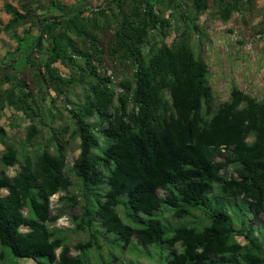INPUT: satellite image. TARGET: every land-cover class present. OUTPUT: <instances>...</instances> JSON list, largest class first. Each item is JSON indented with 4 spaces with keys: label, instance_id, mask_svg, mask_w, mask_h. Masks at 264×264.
I'll list each match as a JSON object with an SVG mask.
<instances>
[{
    "label": "trees",
    "instance_id": "trees-1",
    "mask_svg": "<svg viewBox=\"0 0 264 264\" xmlns=\"http://www.w3.org/2000/svg\"><path fill=\"white\" fill-rule=\"evenodd\" d=\"M156 2L135 0L128 13L123 0L108 2L119 10L112 17L115 27L109 56L128 62L133 69L132 79L121 80L119 93L100 71L95 41L80 23L84 9L72 15L62 10L61 19L44 20L34 41L25 47V63L35 70L36 79L50 81L59 93L65 91L57 85L71 84L74 78L60 76L57 63L75 67L79 82L84 76L93 82L88 83L82 104L69 110L73 129L67 140L62 139L68 133L65 126L50 130L43 141L42 121L33 122L34 101L24 82L14 85L20 90L16 95L8 91L7 103L32 123L19 148L0 126V261L10 255L11 264L15 259L35 264H92L89 253L94 249L98 264L115 262L112 254L109 259L102 257L100 236L121 250L131 245L133 237L144 248L164 244L169 264H264V240L254 234L255 225L260 226L264 218V100L232 87L229 99L214 108L207 64L195 56L186 31L171 44L163 41L170 24L157 14ZM222 2L218 0V16L226 22L242 1ZM168 3L172 12L181 9L177 0ZM51 6L61 10L54 0ZM207 8V0H193L194 19ZM6 10L12 16L7 30L28 21L29 9L20 13L7 5ZM97 14L103 17L105 10L99 8ZM62 23V30L52 34ZM155 29L162 41L145 57L143 44ZM259 32L264 33V27ZM69 34L87 38L88 49H80ZM44 37L51 41L47 59L36 68L30 54L33 49L40 51ZM22 41L18 39V44ZM75 57L83 62L82 70ZM14 64L15 57L0 62V68L13 69ZM3 78L10 80L5 74ZM73 140H79V153L71 170L80 192L69 195L73 181L66 173V153ZM17 164L14 175H6ZM215 187L222 202L213 204ZM61 192L60 201L80 208L71 220L73 231L89 236L75 245L76 254L70 252L65 230L55 226L62 214L51 212L50 199ZM239 198L243 203L236 207L245 208L250 219L245 213L231 215L224 208V199ZM120 205L127 209L125 217L139 226L122 220L117 212ZM162 205L173 210L174 218L202 210L207 223L201 229L177 227L166 237L159 220L139 216H152ZM109 235L114 237L108 239Z\"/></svg>",
    "mask_w": 264,
    "mask_h": 264
},
{
    "label": "rangeland",
    "instance_id": "rangeland-1",
    "mask_svg": "<svg viewBox=\"0 0 264 264\" xmlns=\"http://www.w3.org/2000/svg\"><path fill=\"white\" fill-rule=\"evenodd\" d=\"M61 7L51 6V0H0V62L7 59L9 61L15 57L14 68H0V126L6 133L7 139L16 147H20L25 137L27 127L32 120L24 118L21 112L7 103L8 91L15 95L20 91L19 87L14 86L21 80L26 85V90L31 91L33 97L32 107L36 112L33 114V122L39 125V119L42 121L43 141L49 137V131L59 130L61 127L68 126V133L62 135L63 140L69 139V134L73 129L69 110L73 106L82 104L84 93L88 83H92L89 77L84 76L83 81L79 82V71L70 65L55 64L60 76L65 79L74 78L71 84H58L62 93L58 91L50 81L43 82L34 76L35 70L25 63L24 49L30 45L36 36L44 20L53 21L61 19L63 11L69 15L78 9H84L81 25L87 30L95 41L93 49L97 52V58L102 62L100 71L109 76L116 93L121 92L120 82L122 79H132L133 69L128 62L113 61L109 56V49L112 46V35L114 24L112 17L117 15L118 8L115 4H108L111 0H54ZM135 0H123V10L128 13L134 5ZM156 0H152L154 3ZM169 0H157V14L169 21L170 27L168 35L163 41L171 44L174 39L186 31L187 41L189 42L195 56H201L208 67L207 82L212 89L213 107L217 108L222 102L227 101L232 87H237L243 92L251 95L258 101L264 100V33L259 29L264 27V0H241L242 4L239 10L233 13L230 19L223 22L218 16V0H207V10L195 20V12L192 9L193 0H177L181 4L179 12H172L169 7ZM232 1V0H224ZM9 5L20 13L29 9L28 21L12 30H7L6 25L11 19V14L6 10ZM24 6V7H23ZM99 8L105 10V16L97 14ZM183 16L181 19L180 17ZM196 26V30L194 29ZM64 24H60L53 30L52 34L62 30ZM28 33V34H26ZM80 49L87 50L89 40L85 37H78L69 34ZM161 34L158 29L152 30L143 44L142 52L145 57L148 56L152 48L161 42ZM18 39L23 41L18 44ZM49 38L44 37L40 51L33 49L31 59L35 61V66L41 67V64L47 59L46 48L50 45ZM29 51V50H28ZM79 69H83V62L75 57ZM3 74L10 78L6 81ZM78 81V82H77ZM26 92V91H25ZM30 99H28L29 101ZM67 100V101H66ZM36 107H38L36 109ZM40 112L41 114H36ZM53 115V118L51 117ZM3 147L0 145V152ZM79 153V140L70 141L66 153V173L73 181V186L69 189V195L78 194L80 185L75 178L71 166ZM221 159V158H218ZM17 166L8 168L6 175L13 176L18 170ZM232 168L227 170V174H232ZM2 194L6 191L2 190ZM63 192L56 194L50 199L52 214L60 212L62 215L55 226L64 231L67 238V244L71 254H76L75 245L85 242L88 239V233L73 231L75 224L71 221L75 215L80 213V208H71L59 197ZM159 195L163 196L164 191L160 190ZM217 196V188L211 192L212 203H220L221 199ZM124 199V197H122ZM224 208L231 212V215L246 213V209L236 206H242V199H224ZM127 209L124 205L117 207V212L122 220L131 226H139L138 222L132 223L125 217ZM26 213V211H24ZM248 215V214H247ZM139 216L147 220L149 218L159 220L165 227V236L169 237L172 231L181 226L195 227L201 229L207 223L206 215L202 210H191L190 215L184 218H174L173 210L170 207L162 205L161 208L153 213L152 216H146L139 213ZM251 215H248L250 219ZM260 226L255 225L254 234L260 240H264V218H260ZM141 226V225H140ZM114 236L109 235L108 239ZM101 245L100 252L104 259H109V254L116 257V261L110 264H169L168 248L159 242L144 248L139 245L136 238L131 239V245L124 250L111 246L104 238L98 236ZM60 250L56 251V254ZM9 257V258H8ZM6 260L0 261V264H11L8 255ZM90 262L98 264V254L93 249L89 253ZM9 259V260H8ZM15 264H35L27 259H15Z\"/></svg>",
    "mask_w": 264,
    "mask_h": 264
}]
</instances>
